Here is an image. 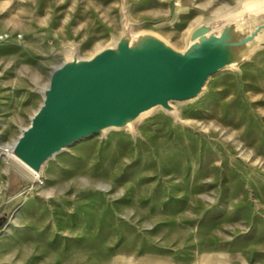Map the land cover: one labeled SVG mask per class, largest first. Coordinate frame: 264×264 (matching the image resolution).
<instances>
[{
    "label": "rangeland",
    "instance_id": "obj_1",
    "mask_svg": "<svg viewBox=\"0 0 264 264\" xmlns=\"http://www.w3.org/2000/svg\"><path fill=\"white\" fill-rule=\"evenodd\" d=\"M234 7L264 25V0H0V264H264V32L197 98L57 154L50 181L6 153L54 67L125 30L185 51Z\"/></svg>",
    "mask_w": 264,
    "mask_h": 264
},
{
    "label": "water",
    "instance_id": "obj_2",
    "mask_svg": "<svg viewBox=\"0 0 264 264\" xmlns=\"http://www.w3.org/2000/svg\"><path fill=\"white\" fill-rule=\"evenodd\" d=\"M243 18L220 35L200 24L185 51L154 33L125 30L93 57L77 55L54 67L44 103L15 142L14 155L41 172L57 154L111 126H129L157 107L172 109L171 103L197 98L216 71L238 64L235 48L255 44L264 32L260 19ZM230 36L243 38L228 41Z\"/></svg>",
    "mask_w": 264,
    "mask_h": 264
},
{
    "label": "bare ground",
    "instance_id": "obj_3",
    "mask_svg": "<svg viewBox=\"0 0 264 264\" xmlns=\"http://www.w3.org/2000/svg\"><path fill=\"white\" fill-rule=\"evenodd\" d=\"M246 14V9L245 8H229V10L225 11L224 13L220 14L218 16V18H215V21L218 20H222V21H238L240 19L243 18V16ZM258 25V24H257ZM22 37V36H20ZM227 69H235L234 67H229ZM206 88H204L203 91H205ZM171 105H173V103H171ZM149 112L145 113L142 115L145 116L147 115ZM121 129L120 126H111L109 128H107L102 134L101 136H105L108 133H111L112 131H119ZM15 144V143H14ZM14 146V145H13ZM68 149V148H67ZM6 153L9 157H11L16 163H19L20 165H22L26 170H28L34 177L35 181H41L42 180V173H45V170H42L41 172H37L35 170H33L32 168H30L29 166H27L20 158H18L16 155H14L13 152H11L9 149L6 150ZM46 179L47 180H51L52 175L50 172H46L45 173Z\"/></svg>",
    "mask_w": 264,
    "mask_h": 264
},
{
    "label": "built area",
    "instance_id": "obj_4",
    "mask_svg": "<svg viewBox=\"0 0 264 264\" xmlns=\"http://www.w3.org/2000/svg\"><path fill=\"white\" fill-rule=\"evenodd\" d=\"M10 38V34L7 32L0 31V45L6 41H8Z\"/></svg>",
    "mask_w": 264,
    "mask_h": 264
},
{
    "label": "crops",
    "instance_id": "obj_5",
    "mask_svg": "<svg viewBox=\"0 0 264 264\" xmlns=\"http://www.w3.org/2000/svg\"><path fill=\"white\" fill-rule=\"evenodd\" d=\"M260 1L262 2L263 0H260ZM44 167H45V166H44ZM44 167H43V168H44Z\"/></svg>",
    "mask_w": 264,
    "mask_h": 264
}]
</instances>
